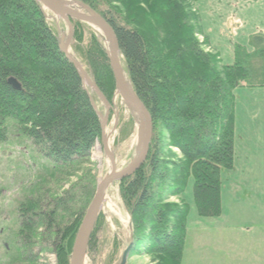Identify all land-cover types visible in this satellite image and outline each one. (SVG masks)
<instances>
[{"label": "trees", "instance_id": "trees-1", "mask_svg": "<svg viewBox=\"0 0 264 264\" xmlns=\"http://www.w3.org/2000/svg\"><path fill=\"white\" fill-rule=\"evenodd\" d=\"M77 1L102 15L114 29L131 86L153 119L145 164L119 183L131 217L132 250L143 245L145 253L158 256L162 264H182L189 214L184 193L192 180L199 215L221 216L222 174L233 169L235 160V94L240 88H264V39L252 36L249 45L254 53L236 44L235 62L225 65L219 56L203 50L195 37L202 31L200 15L194 24L182 2ZM83 25L73 22L76 51L111 102L116 85L106 45L91 35L81 47ZM255 59L260 61L257 70ZM12 78L21 90L10 85ZM8 120L51 162L53 179V174L85 165L102 141L101 121L80 74L61 51L59 38L35 0H0L1 140ZM168 141L179 150L178 164L165 157L163 146ZM88 181L80 180L65 194L52 197V202L43 200L44 205L34 196L21 206L24 217H30L19 233L25 246H31L36 229L45 221V229L54 230L57 264H70L82 209L94 193L95 181L92 177ZM167 191L182 198V204L161 203L160 196ZM45 208L52 211L45 215ZM56 218L60 225L69 219L70 225L58 226Z\"/></svg>", "mask_w": 264, "mask_h": 264}, {"label": "rangeland", "instance_id": "rangeland-1", "mask_svg": "<svg viewBox=\"0 0 264 264\" xmlns=\"http://www.w3.org/2000/svg\"><path fill=\"white\" fill-rule=\"evenodd\" d=\"M175 1L185 5L184 9L194 24L197 13L200 15L202 31L196 33V39L206 53L213 57L219 56L225 65L235 62L236 44L240 43L254 53L255 49L249 45L252 36L260 35L264 39V0H200L196 5L190 0ZM119 5L116 3V6ZM45 14L49 26L59 41L65 44L67 24L51 12L46 11ZM80 30L84 33L81 47L88 44L91 35L100 38L106 45L102 34L94 28L83 25ZM76 47L73 38L69 51L75 58H79L78 62L92 78ZM254 63L257 70L260 61L255 59ZM126 76L129 80L127 73ZM83 85L93 99L97 112L105 116V103L87 82ZM235 95L234 169L223 171L222 174L221 216L208 218L199 215L192 180L184 193V201L189 206L185 264H230L227 256L243 257L250 264H258L260 259H256L257 254L264 252V88H240ZM110 103L113 108L105 133L111 135L110 149L115 155L117 168L123 170L137 155L139 117L118 96L116 88ZM16 127L13 121L8 120L5 138L0 139V264H57L54 230L47 231L45 221L38 223L40 225L31 246L24 245L19 235L25 224L20 215L21 206L34 196L42 202L48 199L52 202V197L65 194L80 180L89 183L92 177L95 181L94 193L86 209H82L84 219L99 183L111 170V163L103 152H98V148L102 147L101 142L96 143L85 165L77 169L71 167L65 170L67 174H53V179L51 162ZM162 132L167 139L168 135ZM167 143L163 146L164 152L168 154L165 157L169 163L178 164L181 161L179 150L170 147L173 145L169 141ZM120 182H114L105 193L85 264H120L123 253L132 243L131 217L121 196ZM168 193H162L161 203L169 206L182 204V198L172 197ZM45 211L49 214L52 208H45L44 214ZM59 219L56 218L58 226L66 227L70 223L66 219L64 225H60ZM145 252L143 245L133 248L127 264H162L161 258ZM232 260L238 262L237 259Z\"/></svg>", "mask_w": 264, "mask_h": 264}, {"label": "water", "instance_id": "water-1", "mask_svg": "<svg viewBox=\"0 0 264 264\" xmlns=\"http://www.w3.org/2000/svg\"><path fill=\"white\" fill-rule=\"evenodd\" d=\"M35 1L38 2L45 11L51 12L54 16L61 18L67 24L68 36L65 44L60 42V49L65 54L67 59L75 66L83 83L87 82L89 84V86L96 92L99 98L105 103L107 109L105 116H101L99 113L98 115L102 125V151L111 163V172L107 174V176L102 182L99 183L97 187L95 196L75 237L72 253L70 256V264H85L88 248L100 215L105 193L114 182H119L132 177L145 164L149 155L153 138V121L149 111L134 92L126 76V73L124 72L119 42L114 29L110 26L108 21H106L102 15L94 11L92 8L76 0H71L74 3V5L71 6L65 4L61 0ZM73 22H79L81 24L90 26L102 34V37L106 43L107 56L114 77L117 94L122 98L127 107L139 117V146L137 155L130 162V164L121 171H118L117 169L115 155L109 146L111 135H106L105 133L108 117L113 105L107 100L105 95L99 89L95 80L89 77L82 65L69 51L74 38ZM9 83L15 89L21 90V85L16 79H10ZM90 101L93 108L97 111L96 105L91 97ZM132 247L133 243H131L123 253L120 264L128 263V258L130 256Z\"/></svg>", "mask_w": 264, "mask_h": 264}, {"label": "crops", "instance_id": "crops-1", "mask_svg": "<svg viewBox=\"0 0 264 264\" xmlns=\"http://www.w3.org/2000/svg\"><path fill=\"white\" fill-rule=\"evenodd\" d=\"M234 169V168H233ZM188 238V237H187ZM185 244H186V242H185ZM247 251V250H246ZM247 253H249L248 251H247ZM251 257V256H250ZM221 258H224V256L223 257H221ZM227 259H229V261H230V264H245V262H248V264H250V262H249V260L248 259H246V258H243V257H238V256H233V257H231V256H227L226 257ZM185 259H186V257H185V250H184V254H183V258H182V264H185ZM232 259H237L238 260V262H235V261H233ZM256 259L258 260V259H260V262L258 263V264H264V252L262 251H260L259 252V254H257V257H256ZM215 264H219V263H215Z\"/></svg>", "mask_w": 264, "mask_h": 264}, {"label": "bare ground", "instance_id": "bare-ground-1", "mask_svg": "<svg viewBox=\"0 0 264 264\" xmlns=\"http://www.w3.org/2000/svg\"><path fill=\"white\" fill-rule=\"evenodd\" d=\"M61 1L64 2L65 4L69 5V6L74 5L73 1H71V0H61ZM98 152H99V153H102V152H103L101 146L98 148ZM117 169H118V168H117ZM124 169H125V168H124ZM118 171H121V170L118 169ZM110 172H111V170H110ZM107 190H108V189H107ZM106 192H107V191H106Z\"/></svg>", "mask_w": 264, "mask_h": 264}, {"label": "flooded vegetation", "instance_id": "flooded-vegetation-1", "mask_svg": "<svg viewBox=\"0 0 264 264\" xmlns=\"http://www.w3.org/2000/svg\"><path fill=\"white\" fill-rule=\"evenodd\" d=\"M21 208H22V207H21ZM21 208H20V210H21ZM20 215H21V219H22V221H23V224H24V221H27V219L30 218L29 216L24 217V214H23V213H21ZM23 224H22V225H23ZM25 238H26V236H25ZM25 240H26V239H25ZM26 246H28V245H26Z\"/></svg>", "mask_w": 264, "mask_h": 264}]
</instances>
